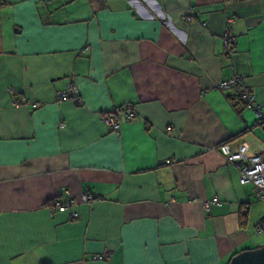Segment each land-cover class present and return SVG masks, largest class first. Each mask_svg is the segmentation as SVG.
I'll return each mask as SVG.
<instances>
[{
	"label": "crops",
	"instance_id": "1",
	"mask_svg": "<svg viewBox=\"0 0 264 264\" xmlns=\"http://www.w3.org/2000/svg\"><path fill=\"white\" fill-rule=\"evenodd\" d=\"M235 75L264 114V0H0V264H227L256 248L264 201L214 149L264 146L216 87ZM69 77L80 104L55 98ZM127 103L110 131L102 116ZM62 192L76 219L50 212Z\"/></svg>",
	"mask_w": 264,
	"mask_h": 264
},
{
	"label": "built area",
	"instance_id": "2",
	"mask_svg": "<svg viewBox=\"0 0 264 264\" xmlns=\"http://www.w3.org/2000/svg\"><path fill=\"white\" fill-rule=\"evenodd\" d=\"M224 52L228 55L234 51V39L226 30L222 36ZM219 89L234 88L238 99L243 103L244 107L254 112V123L264 128V114L261 113L259 105L256 103L254 94L249 87L244 83L242 75H235L230 80L222 81L216 84ZM55 98L59 100H71L75 104H80V96L77 86L72 77L64 88L59 89L55 93ZM135 111L131 104H123L114 107L109 112L102 116V121L112 132L119 131L121 125L134 118ZM251 144L248 142H240L235 150H232L227 142L217 144L214 149L219 152L227 164L233 165L239 172L238 182L240 184H250L255 192V198L264 201V146L256 145V150L249 154ZM66 192L59 194V197L54 199L49 205L51 213L68 212L70 219H76L78 213L70 206L74 201L70 198L67 201H62V197L66 196ZM93 197L85 193L81 196V201L87 203ZM215 200L205 203L206 207L209 203H215ZM256 232L264 236V218L260 219L255 226ZM93 258L100 259L101 256H93Z\"/></svg>",
	"mask_w": 264,
	"mask_h": 264
},
{
	"label": "water",
	"instance_id": "3",
	"mask_svg": "<svg viewBox=\"0 0 264 264\" xmlns=\"http://www.w3.org/2000/svg\"><path fill=\"white\" fill-rule=\"evenodd\" d=\"M227 264H264V246L239 251Z\"/></svg>",
	"mask_w": 264,
	"mask_h": 264
},
{
	"label": "rangeland",
	"instance_id": "4",
	"mask_svg": "<svg viewBox=\"0 0 264 264\" xmlns=\"http://www.w3.org/2000/svg\"><path fill=\"white\" fill-rule=\"evenodd\" d=\"M250 244H249V247H262L264 246V236H262L260 233H255V230H254V233L251 234V237H250Z\"/></svg>",
	"mask_w": 264,
	"mask_h": 264
},
{
	"label": "trees",
	"instance_id": "5",
	"mask_svg": "<svg viewBox=\"0 0 264 264\" xmlns=\"http://www.w3.org/2000/svg\"><path fill=\"white\" fill-rule=\"evenodd\" d=\"M226 142V141H225Z\"/></svg>",
	"mask_w": 264,
	"mask_h": 264
}]
</instances>
